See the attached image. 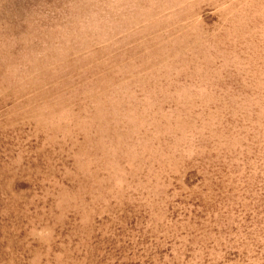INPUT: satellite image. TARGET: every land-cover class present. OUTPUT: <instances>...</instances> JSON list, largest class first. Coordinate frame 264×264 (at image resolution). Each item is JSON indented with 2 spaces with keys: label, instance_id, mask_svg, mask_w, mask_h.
<instances>
[{
  "label": "rangeland",
  "instance_id": "rangeland-1",
  "mask_svg": "<svg viewBox=\"0 0 264 264\" xmlns=\"http://www.w3.org/2000/svg\"><path fill=\"white\" fill-rule=\"evenodd\" d=\"M0 264H264V0H0Z\"/></svg>",
  "mask_w": 264,
  "mask_h": 264
}]
</instances>
